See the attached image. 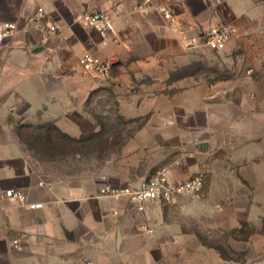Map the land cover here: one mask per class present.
I'll return each instance as SVG.
<instances>
[{"label": "crops", "instance_id": "obj_1", "mask_svg": "<svg viewBox=\"0 0 264 264\" xmlns=\"http://www.w3.org/2000/svg\"><path fill=\"white\" fill-rule=\"evenodd\" d=\"M141 2L0 0V30L16 25L0 44V264H240L217 254L206 263L201 241L185 229L184 220L175 219L188 206L151 203L139 214L126 199L99 190L139 181L160 167L168 168L173 181L202 172L215 180L228 178L234 164L244 169L250 145L244 87L216 82L208 90L168 86L159 94L149 92L145 108L124 112L147 116L137 143H129L127 156L126 151L116 156L112 167L94 175L49 173L25 144L61 141L53 129L69 138L90 131L85 104L91 88L106 81L83 71L78 58L84 52L119 61V68L151 76L153 83H168L161 74L170 64L169 38L184 51L198 49L186 48L182 36L168 30L154 10L158 5L168 7L190 33L193 27L229 21L236 34L225 48L264 38V0H150L147 15L138 8ZM39 7L45 11L42 21L36 20ZM93 11L111 17L113 28L105 37L79 22ZM49 25L57 32L49 33ZM128 78L120 73L108 82ZM191 130L194 142L188 143ZM9 189L21 191L24 202L7 200L3 193ZM30 204L42 206L30 209Z\"/></svg>", "mask_w": 264, "mask_h": 264}, {"label": "rangeland", "instance_id": "obj_2", "mask_svg": "<svg viewBox=\"0 0 264 264\" xmlns=\"http://www.w3.org/2000/svg\"><path fill=\"white\" fill-rule=\"evenodd\" d=\"M169 39L170 64L161 74L168 76V83H153L151 76L130 74L127 68H119V61L111 60L114 62L110 76L103 80L106 85L91 88L85 104L90 131L75 138L78 139L75 143H27L28 151L49 173L94 175L112 167L116 156L120 158L125 151L127 156L129 148L125 146L129 143H137V133L147 116L124 112L134 106L145 108L149 92L159 94L162 89L167 91L168 86H183L186 91L194 86L208 90L216 82L230 83L235 89L244 87L249 99L250 143L244 155V158L248 155L243 161L245 168L241 170L234 164L232 176L217 180L211 173L202 172L205 179L202 198L181 199L177 204L188 209L184 214H176L179 217L175 219L184 220L185 229L201 241L207 251L205 255L203 252L206 263L210 262V254H217L234 263L258 264L264 260V38L255 37L252 41L248 38L238 47L228 46L221 51H184L173 38ZM139 54L147 53L139 51ZM156 58L160 60L163 56ZM120 73L128 80L108 82L111 76ZM201 122L207 125L205 120ZM190 135L188 143H193L194 131Z\"/></svg>", "mask_w": 264, "mask_h": 264}, {"label": "built area", "instance_id": "obj_3", "mask_svg": "<svg viewBox=\"0 0 264 264\" xmlns=\"http://www.w3.org/2000/svg\"><path fill=\"white\" fill-rule=\"evenodd\" d=\"M150 0H142L138 8L143 15L149 13L148 6ZM154 10L166 22L168 30L178 33L182 36L185 47L189 49H209L213 51L224 50L228 42L235 36L236 28L230 24L218 23L206 29H198L193 27L190 33L189 28H184L176 20L172 11L164 6L158 5ZM45 18V11L39 7L36 11V20L42 21ZM79 22L84 27L95 29L101 37H105L108 32L112 31L113 24L108 13L103 11H93L84 13L80 16ZM16 31V25L9 23L0 30V44L11 37ZM49 33L57 32L54 25L48 26ZM189 32V33H188ZM78 63L83 71L94 73L102 79L110 76L113 62L110 59H103L84 52L78 58ZM204 176L196 173L187 179L181 181H173L167 167H160L153 171L148 177L136 182L128 183L121 187H111L104 185L100 188L99 193L102 196L120 200L126 199L134 210L139 214L147 211L148 205L151 203H161L166 205H176L180 199L187 198L199 200L203 195ZM3 196L14 203L22 204L25 196L21 191L13 189L6 190ZM41 204H30V209L39 208ZM148 234H153V230L147 226L144 227ZM15 246L18 240H13ZM83 264H98L93 261H86Z\"/></svg>", "mask_w": 264, "mask_h": 264}, {"label": "trees", "instance_id": "obj_4", "mask_svg": "<svg viewBox=\"0 0 264 264\" xmlns=\"http://www.w3.org/2000/svg\"><path fill=\"white\" fill-rule=\"evenodd\" d=\"M53 130L56 132V135L58 136L57 138H58L59 140H61V142H64V140H66V141H68V142H70V143H75V142L78 141V139H75V138H69V137L63 135L62 133H60L59 131H56L55 129H53ZM25 144H26V146H28L27 143H25ZM50 144H51V143H50Z\"/></svg>", "mask_w": 264, "mask_h": 264}]
</instances>
